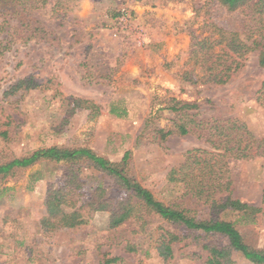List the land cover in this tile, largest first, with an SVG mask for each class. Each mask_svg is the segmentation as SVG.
<instances>
[{
	"label": "rangeland",
	"instance_id": "1",
	"mask_svg": "<svg viewBox=\"0 0 264 264\" xmlns=\"http://www.w3.org/2000/svg\"><path fill=\"white\" fill-rule=\"evenodd\" d=\"M53 1L32 13L55 30L59 44L17 41L0 62V164L54 146L87 148L114 163L130 152L132 179L159 201L181 204L208 220L209 208L182 198L185 191L167 177L184 164L187 151L209 146L192 135L161 141L157 131L172 126L174 117L163 107L176 98L198 104L200 118H238L264 137V106L256 96L264 83L258 52L227 85L184 81L194 66V36H208L212 26L242 34L246 13L229 11L218 0H82L79 7L52 11ZM114 11L123 14L112 18ZM230 167L232 199L261 212L249 219L227 211L218 219L232 222L250 247L264 249V163ZM61 170L42 163L0 177V264H102L113 257L125 264H205L202 245L208 240L159 219H150L148 235L138 225L111 230L107 212L78 230L42 229L46 194ZM83 175L92 185L98 173ZM165 231L183 239L169 260L157 252ZM136 243L138 253L126 250ZM232 259L251 264L238 252Z\"/></svg>",
	"mask_w": 264,
	"mask_h": 264
},
{
	"label": "trees",
	"instance_id": "2",
	"mask_svg": "<svg viewBox=\"0 0 264 264\" xmlns=\"http://www.w3.org/2000/svg\"><path fill=\"white\" fill-rule=\"evenodd\" d=\"M52 0H0V62L17 41H32L58 45L55 30L33 15V11L46 8ZM229 11L246 13L245 29L241 34L212 26L209 35L194 36L190 60L193 69L184 74V81L201 85L224 86L242 71L249 56L258 52L259 66L264 69V0H218ZM82 0H54L52 11L81 6ZM123 13H112L118 18ZM28 82L24 83L27 84ZM257 102L264 106V83L256 92ZM86 109L98 111L89 102H80ZM174 119L172 126L160 129L161 141L169 137L192 135L204 141L209 149H193L185 154L180 168L172 169L167 181L185 191L182 198L209 208L208 220L192 216V210L181 204H165L132 179L127 171L131 153L120 163H114L87 148L50 147L0 164V177L7 178L16 171L42 163L60 165L62 176L51 185L45 198L47 216L41 220L42 229L57 232L78 230L88 225L97 213L110 215V229L138 225L142 235L152 234L150 219H159L171 226L183 228L187 233L205 241L202 249L207 253L205 264H236L232 254L238 252L251 264H264V249L247 245L232 222L218 219L221 213H243L254 219L261 209L232 199V162L260 160L264 163V137H257L248 125L238 118H200V106L171 98L165 101L163 111ZM94 171L98 176L90 185L83 173ZM155 231V229H154ZM182 237L165 231L161 235L157 252L165 260L174 256V245ZM141 245L128 244L126 250L138 253ZM197 256V254H194ZM102 264H125L119 257L104 259Z\"/></svg>",
	"mask_w": 264,
	"mask_h": 264
}]
</instances>
